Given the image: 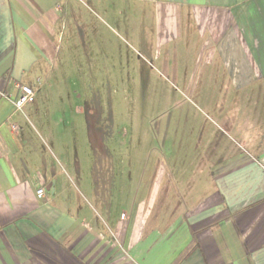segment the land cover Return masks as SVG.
<instances>
[{
  "label": "crops",
  "instance_id": "obj_1",
  "mask_svg": "<svg viewBox=\"0 0 264 264\" xmlns=\"http://www.w3.org/2000/svg\"><path fill=\"white\" fill-rule=\"evenodd\" d=\"M80 4L135 20L168 78L203 85L192 173L159 159L137 191L111 173L101 200L95 181L82 191L71 177L75 128L65 145L31 122L59 86L93 80L68 28ZM19 86L36 92L23 111ZM76 114L89 122L80 101ZM0 264H264V0H0Z\"/></svg>",
  "mask_w": 264,
  "mask_h": 264
},
{
  "label": "rangeland",
  "instance_id": "obj_2",
  "mask_svg": "<svg viewBox=\"0 0 264 264\" xmlns=\"http://www.w3.org/2000/svg\"><path fill=\"white\" fill-rule=\"evenodd\" d=\"M77 8V19L71 17L68 22L69 30L79 38L76 65L78 71L86 72L89 58L93 80L59 86L61 98L53 95L45 100L40 123L30 118L31 122L40 131L47 130V135L50 128H59L65 145L70 142L67 128H75V147L66 151L77 161L71 177L82 191L92 188L95 181L101 200L110 186L111 173L118 180L120 176L125 179L117 181L116 188L133 191L140 188L138 179L154 172L159 159L185 161L178 167L182 173L186 169L192 173L191 162L200 153L192 146L200 143L209 111L201 101L203 85L168 78L154 59L155 42L150 36L151 50L143 51L135 20L95 17L87 6ZM126 22L134 28L129 25L127 30ZM78 101L89 113V122L85 115L76 114ZM88 124L96 158L89 144ZM55 152L59 156L62 149Z\"/></svg>",
  "mask_w": 264,
  "mask_h": 264
},
{
  "label": "built area",
  "instance_id": "obj_3",
  "mask_svg": "<svg viewBox=\"0 0 264 264\" xmlns=\"http://www.w3.org/2000/svg\"><path fill=\"white\" fill-rule=\"evenodd\" d=\"M35 95L36 92L33 88L29 86H19L18 95L15 100H12L17 111H23L24 108L34 100ZM13 128L16 129L18 127L14 126ZM36 195L38 199H44L46 197V190L44 188H40L37 190Z\"/></svg>",
  "mask_w": 264,
  "mask_h": 264
}]
</instances>
